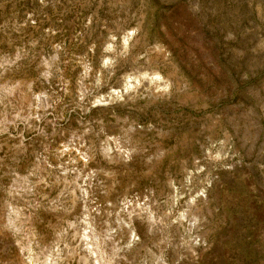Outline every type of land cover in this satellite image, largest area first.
<instances>
[{"label": "rangeland", "instance_id": "374dc122", "mask_svg": "<svg viewBox=\"0 0 264 264\" xmlns=\"http://www.w3.org/2000/svg\"><path fill=\"white\" fill-rule=\"evenodd\" d=\"M0 264H264V0H0Z\"/></svg>", "mask_w": 264, "mask_h": 264}, {"label": "bare ground", "instance_id": "6f19581e", "mask_svg": "<svg viewBox=\"0 0 264 264\" xmlns=\"http://www.w3.org/2000/svg\"><path fill=\"white\" fill-rule=\"evenodd\" d=\"M126 43V42H125ZM86 238V237H85ZM80 260H82V261H86V258L85 257H83V258H80Z\"/></svg>", "mask_w": 264, "mask_h": 264}]
</instances>
